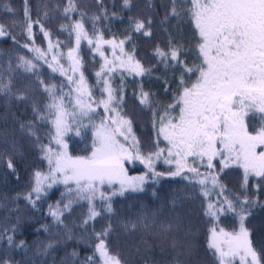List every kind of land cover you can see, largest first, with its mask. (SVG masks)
Wrapping results in <instances>:
<instances>
[{
	"label": "snow or ice",
	"instance_id": "6c2138e0",
	"mask_svg": "<svg viewBox=\"0 0 264 264\" xmlns=\"http://www.w3.org/2000/svg\"><path fill=\"white\" fill-rule=\"evenodd\" d=\"M96 3L103 8V0H96ZM178 4L179 0H170L166 19L168 15L188 18L193 29L195 61L189 65L181 59L183 48L173 41L169 42L167 49L160 46L154 49L153 55L158 64H163L166 69L179 70L181 75L173 102L162 112L153 109V97L143 88L137 97L141 106L152 111L155 150L147 155L140 148L131 119L124 114L123 87L115 89L112 77L119 72L123 78L125 71L143 77L151 75V70L135 59L134 50L126 51L125 45L132 39L130 34H126V39L117 41L115 37L105 39L103 33L96 29L97 21L108 19L106 9L102 17L97 15L91 18L93 31L90 35L85 29L83 15L80 19L72 20L70 13L76 11V5L73 0H67L63 14L71 23L62 25L61 30L74 34L76 45L67 51L68 66L62 62L64 54L60 51L61 43L57 41L54 44L50 32L42 25L41 31L48 40L46 50L35 47L34 42L33 45H21L0 25V39H11L15 45L33 53L31 58L20 55L17 69L37 75L42 61L53 74L59 73L67 81L65 87L38 80L47 102L42 108L34 105L32 110L37 120L51 126L47 143H41L37 136L41 159L47 162V170L33 173L31 190L24 199L35 208L36 201L47 195L49 190L56 185H64L61 201L55 207L49 205V215L57 233L63 230L67 240L75 238L83 241V233H87L89 226H92L88 240L92 252L80 264H125L109 247L108 238L113 231L111 223L97 231L94 227L97 217L103 212L112 214L113 197L144 192L147 184H158L162 178L177 177L191 189L187 195L198 193L202 198L203 214L212 224L207 247L218 264H262L264 261V256L254 248L251 230L246 226L253 210L256 207L264 208V204L247 193L250 176L257 178V189L260 182H264V127L251 134L246 123L253 111L264 114V0H184L179 7ZM122 7L130 8L131 0H122ZM7 11L12 12L13 9L8 8ZM116 15L112 13L113 17ZM24 18L28 39L32 40L34 23L39 21H32L27 0ZM129 23L132 32L145 37L152 35L151 19L147 22L130 19ZM82 40L87 41L93 55L98 53L103 59L100 69L95 72L98 85L102 84L99 100L95 98L82 70V63L77 58ZM104 45L112 50L111 60L102 50ZM185 73L193 74L195 80L189 84L185 80ZM3 79L4 74L0 72V94H7L11 91V80L5 84ZM16 98L23 102L27 99V92L19 93ZM98 107L103 108V116L99 123H94L93 114ZM261 119H264V115ZM27 128L29 135H35L31 124ZM87 128L92 130L90 154L70 155L66 138L71 134L79 137ZM217 160L219 169L215 163ZM158 161L169 166L166 171L157 170ZM126 162H139L146 169L145 173L129 176ZM232 165L243 169V191L236 196L228 195L220 179L224 170ZM7 168L15 172L11 158L7 160ZM66 196L67 202H64ZM81 202L86 203L87 212L77 225L82 230L78 236L74 228L65 224L63 217L74 204ZM177 204L178 201L173 198L170 202L172 211H177ZM227 214L236 217L238 230L227 231L218 226L219 218ZM157 216L156 212L142 211L137 219L123 225L124 231L133 233L142 228L146 234H151ZM43 230L50 232L51 228L45 225ZM182 230L179 213L174 220L158 225L159 235L165 239L175 233L171 235L173 249L180 244L179 234ZM15 231L14 225L10 231L0 232V240H4L9 249L25 248V241H15ZM140 241L146 249L151 247L148 235H142ZM58 242L55 238L50 240L44 245L43 253L48 254ZM69 258L72 264H77L79 253L74 250ZM0 264L14 262L5 256L0 258Z\"/></svg>",
	"mask_w": 264,
	"mask_h": 264
},
{
	"label": "trees",
	"instance_id": "16d2710c",
	"mask_svg": "<svg viewBox=\"0 0 264 264\" xmlns=\"http://www.w3.org/2000/svg\"><path fill=\"white\" fill-rule=\"evenodd\" d=\"M184 0H179L183 4ZM28 7L34 23L32 40L28 39L25 29L24 8L25 0H0V25L15 36L21 45L27 43L44 50L48 47V40L41 31L43 28L50 32L51 40L55 44L61 43L60 51L63 52L62 62L69 65L67 51L75 47V36L69 31H62L61 26L71 23L63 10L67 0H27ZM76 11L70 13L72 20L80 19L83 15L85 29L91 35L93 23L91 18L101 15L104 9L107 10L108 19L101 18L96 23V29L103 33L105 39L115 37L117 41L126 39L130 34L132 39L125 45L126 51L134 50L135 59L139 60L145 68L151 70V75L143 77L135 76L125 71L123 78L120 74L112 77V86L119 90L123 87L124 114L131 119L133 132L140 143L142 152L147 155L154 151V133L152 128V111L140 105L137 97L141 88L152 95V107L157 111L163 110L173 102L177 84L181 72L179 70L166 69L163 64H158L153 52L157 46L167 49L169 42L180 44L183 48L181 59L186 60L189 65L195 61V43L193 40V29L187 17H173L166 15L170 8V0H131L130 8L122 7V0H103V8L96 3V0H73ZM178 4V7H179ZM13 9L12 12L7 11ZM115 12L117 15L112 16ZM141 19L147 22L151 19V32L149 37L141 33L131 31L129 21ZM102 50L108 59L113 58L112 50L104 45ZM26 55L33 56L26 48L15 45L11 39L5 41L0 39V72L4 74L3 83L11 80V91L7 94H0V232L11 230L16 226L14 239L18 243L23 240L26 247L23 249H9L4 240H0V258L8 257L14 264H72L69 254L74 250L79 253V260L92 252L88 246L92 226H89L87 233H83V241L78 239L67 240L63 236V230L57 233L52 224V217L49 215V205L55 207L61 201V193L65 192L64 185H56L49 190L48 194L36 201L33 208L24 196L31 190L33 184V173L37 170L46 171L47 162L41 159V152L37 143V136L41 143H47L49 139L50 125L36 119L33 106L41 108L47 102V96L43 92L38 80L43 79L47 83H56L57 86L67 87V81L59 75L53 74L51 70L40 62L37 75H32L17 69V58ZM77 58L82 63V70L88 84L91 86L95 98L101 97L100 88L102 84L97 83L95 72L100 69L103 63L97 53L93 55L87 41L82 40ZM50 59V56H49ZM11 65V73L9 66ZM71 74V73H70ZM78 75V73H77ZM185 80L190 84L195 76L185 73ZM167 81V84L165 83ZM167 86V91L165 88ZM27 92V99L23 102L17 100V95ZM258 112H252L246 119L248 131L255 134L264 127V119ZM94 123H99L103 116V108L98 107L93 114ZM85 123H88L85 120ZM32 125L35 135H29L27 125ZM24 125L25 127H21ZM69 143V154L73 156H85L90 153L92 143L91 128L84 129L82 135L77 137L71 134L66 138ZM163 147V143H161ZM11 158L15 165V172L7 168V160ZM219 169V161H215ZM162 161L156 163L158 171L164 172L168 168ZM128 173H145L146 169L142 164L125 163ZM221 182L226 186L229 196H236L242 193L243 169L232 165L221 174ZM257 178L250 176L247 193L252 199H258L264 204V182H260L257 189ZM191 192L186 187V182L179 177L175 179L162 178L158 184L145 185V191L140 193H125L124 196H115L112 199L113 212H103L97 217L94 227L99 231L102 227L111 223L113 231L108 238L111 251L117 254L125 264H218L217 259L208 250L207 241L209 229L212 224L208 217L203 214V202L199 194L187 195ZM155 193V195H153ZM67 196L64 202H67ZM175 198L178 201L177 211H172L170 202ZM242 198V197H241ZM99 205V202H97ZM158 214L156 226L151 234L138 228L133 233H126L123 225L138 218L142 211ZM87 212V205L84 202L74 204L70 212H65L64 222L69 228H74L77 235L82 230L77 227L79 221ZM177 213L182 218L183 230L180 232V244L173 249L171 235L167 239L159 235L158 225L174 220ZM51 228L45 232L44 226ZM218 226L227 231L238 230V221L231 214L219 218ZM246 226L251 230V241L259 254L264 256V208L256 207L252 216L246 221ZM142 235H148L150 248H145L140 241ZM59 241L48 254L42 249L50 240ZM94 244V241H93ZM139 247V251L137 248ZM264 264V261H262Z\"/></svg>",
	"mask_w": 264,
	"mask_h": 264
},
{
	"label": "rangeland",
	"instance_id": "374dc122",
	"mask_svg": "<svg viewBox=\"0 0 264 264\" xmlns=\"http://www.w3.org/2000/svg\"><path fill=\"white\" fill-rule=\"evenodd\" d=\"M102 60H103V59H102ZM117 74H119V72H118ZM89 154H90V153H89ZM89 154H88V155H89ZM85 156H86V155H85ZM141 174H144V173H134V174H132V173H131V174L128 173L129 176H137V175H141Z\"/></svg>",
	"mask_w": 264,
	"mask_h": 264
}]
</instances>
